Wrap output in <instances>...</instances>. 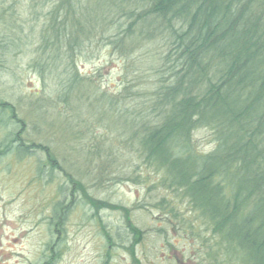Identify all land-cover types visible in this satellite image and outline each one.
Segmentation results:
<instances>
[{"label":"rangeland","instance_id":"rangeland-1","mask_svg":"<svg viewBox=\"0 0 264 264\" xmlns=\"http://www.w3.org/2000/svg\"><path fill=\"white\" fill-rule=\"evenodd\" d=\"M58 1L0 0V99L23 120L25 141L47 146L57 166L46 163L45 150L0 155V264H98L107 255L101 218L112 234L127 220L142 233L113 247L110 264H211L202 241L158 206L172 193L157 184L159 174L145 164L140 146L142 116L161 119L149 105L178 63V49L158 22L141 20L131 29L127 12L136 15L146 4L124 2L120 9L115 0H74L80 45L50 48L43 32ZM118 39L123 46L114 45ZM71 63L79 72L72 83ZM13 125L0 126V143ZM193 141L199 152L216 146L208 127L195 129ZM80 185L88 200L82 191L70 196L71 186ZM71 198L58 228L55 204ZM180 206L195 215L188 203ZM91 208L99 221H91Z\"/></svg>","mask_w":264,"mask_h":264},{"label":"trees","instance_id":"trees-1","mask_svg":"<svg viewBox=\"0 0 264 264\" xmlns=\"http://www.w3.org/2000/svg\"><path fill=\"white\" fill-rule=\"evenodd\" d=\"M73 1L54 3L52 22L43 32L46 46L72 50L80 45L82 30L72 27L82 19L72 18ZM115 1L120 9L124 2L146 4L136 15L127 12L134 18L131 29L141 20L158 22L178 49V63L169 67L167 82L149 105L159 109L161 119L142 116L140 125L143 161L159 174L157 184L172 193L162 195L158 206L202 241L211 264H264V0ZM114 42L121 45L120 39ZM72 63L70 83L79 79ZM23 124L14 106L0 99V126L14 127L0 143V155L12 151L23 158L45 150L46 163L57 167L47 146L25 141ZM199 127L212 130L216 146L209 152L195 147L193 133ZM71 187L70 196L83 190ZM184 202L195 215L181 213ZM71 204L66 199L55 204L58 228ZM128 227L134 238L142 236L129 221Z\"/></svg>","mask_w":264,"mask_h":264},{"label":"flooded vegetation","instance_id":"flooded-vegetation-1","mask_svg":"<svg viewBox=\"0 0 264 264\" xmlns=\"http://www.w3.org/2000/svg\"><path fill=\"white\" fill-rule=\"evenodd\" d=\"M73 195L76 196V193H74ZM75 200H76L75 198H73V199L71 198L70 201L73 203ZM91 209L89 210L90 213H92L91 214V221L92 220L93 221H96V220L99 221V217H98L99 214L96 213V210H94V213L92 212L94 208H91ZM100 221H101V227H102L101 230L104 233V236H103V239H102L103 240L102 244L105 245V248L107 249V253H106L107 255L102 254L103 256L100 258L98 264H110V257H112V252H110V250L113 251L112 250L113 247L115 248V250L120 249L121 245L118 244V243H120V241L127 240V241H129L131 243L132 241H134L135 238L132 236V232H131V230L128 227V221L129 220H127V222H126L127 223V227H125V229L120 227L119 224L115 225L116 233H113V234H112V232H113L112 226L110 225L111 223L110 224L104 223V218H101ZM123 221H125L124 218H123ZM104 257H106L105 261H104Z\"/></svg>","mask_w":264,"mask_h":264}]
</instances>
